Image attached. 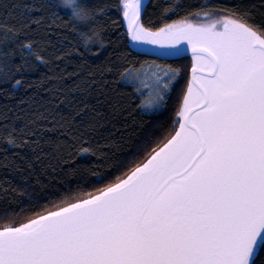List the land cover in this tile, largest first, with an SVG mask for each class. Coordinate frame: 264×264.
Wrapping results in <instances>:
<instances>
[{
    "label": "snow or ice",
    "instance_id": "obj_1",
    "mask_svg": "<svg viewBox=\"0 0 264 264\" xmlns=\"http://www.w3.org/2000/svg\"><path fill=\"white\" fill-rule=\"evenodd\" d=\"M4 7L0 82L10 95L25 83V71L49 63L38 41L28 38L30 26L46 15L45 5L35 2ZM17 9L24 22L8 24ZM118 11L122 20L112 23L120 38L126 33L129 48L168 60L191 57L183 68L153 58L135 67L125 59L127 66L118 69L117 79L139 94L140 110H158L171 99V123L159 126L151 147L127 166L110 163L111 153L99 147L73 149V125L86 104L59 118L40 113L18 128L0 127L5 153L9 145L34 153L41 144L53 146L47 133L62 129L70 157L75 151L99 158L96 178L123 167L87 193L65 194L43 207L5 206L0 264H264V11L259 23L248 8L217 0H201L199 8L180 0H153L152 8L148 0H119ZM42 118L49 123H40Z\"/></svg>",
    "mask_w": 264,
    "mask_h": 264
},
{
    "label": "trees",
    "instance_id": "obj_2",
    "mask_svg": "<svg viewBox=\"0 0 264 264\" xmlns=\"http://www.w3.org/2000/svg\"><path fill=\"white\" fill-rule=\"evenodd\" d=\"M34 2L45 5L43 11L46 19L40 25L30 26L28 38L38 41L37 46L49 63H38L37 70L25 71V83L19 88L11 89L10 95L3 91L5 85L0 82V127L11 123L18 128L32 119L34 114L40 113L59 118L64 113L73 111L78 104H86L89 107L76 117L78 123L73 125L77 134V139L72 142L73 149L78 145L99 147L101 152L111 153L110 163L120 162L127 166V161L133 156L142 155L143 151L151 147V142L161 130L159 126L167 127L171 123V114L175 107L169 99L167 105L154 112L140 110L136 107L139 94H134L130 83L117 79L118 69L133 62L135 67L140 60L156 57L129 48L124 42L127 39L126 33L123 39L117 35L120 28L113 25L112 21L122 20L118 11L119 0H84V3L92 8L107 9L97 12L93 21L103 27V45L81 46L78 30L85 26L76 25L69 18L68 10L58 7L57 0H0V22H5V5L22 6ZM156 2L171 4L176 0ZM180 2L183 5H191L192 8L201 6V0ZM217 2L226 6L239 5L248 8L256 23L260 22L261 12L264 11V0ZM148 4L149 8H152L153 0H148ZM32 14L41 13L33 9ZM167 18L172 19L174 16L169 15ZM6 22L11 25L24 21L21 20L17 9V15L9 16ZM61 52L65 53V56L57 59V54ZM125 52L130 53V56L122 58ZM125 59L127 64L124 63ZM161 60L179 64L183 68L191 59L187 56L181 60ZM108 67L110 71L106 70ZM72 73L75 75H71ZM182 79H187L186 74ZM61 95L65 97L64 101L59 100ZM133 100L135 104L130 106ZM92 121L97 127L89 130L85 126ZM40 123L49 121L42 118ZM47 135L52 137L53 146L41 144L36 153L30 147L20 149L11 145L7 146L5 153V143L0 141V213L4 211L5 206L8 211L28 203L43 207L45 203H55L65 194L87 193L89 188H97L105 180L113 179L118 172L123 171V167L108 168L104 170L107 172L104 179H98L93 173L97 172V165L101 161L94 153L77 154L73 151L70 157L67 144L62 143V129ZM108 142H115V147H111ZM137 148L141 151L137 152ZM34 155L38 158L33 159Z\"/></svg>",
    "mask_w": 264,
    "mask_h": 264
},
{
    "label": "clouds",
    "instance_id": "obj_3",
    "mask_svg": "<svg viewBox=\"0 0 264 264\" xmlns=\"http://www.w3.org/2000/svg\"><path fill=\"white\" fill-rule=\"evenodd\" d=\"M58 7L68 10L69 18L76 25L85 27L78 30V38L81 46L89 47L91 44L103 45L102 25L93 22L97 11L90 7L84 0H57Z\"/></svg>",
    "mask_w": 264,
    "mask_h": 264
},
{
    "label": "water",
    "instance_id": "obj_4",
    "mask_svg": "<svg viewBox=\"0 0 264 264\" xmlns=\"http://www.w3.org/2000/svg\"><path fill=\"white\" fill-rule=\"evenodd\" d=\"M136 51L141 52V53H144L143 50H136ZM187 56H190V55H187ZM187 56H185V57H187ZM154 57L159 58V59H165L163 56H154Z\"/></svg>",
    "mask_w": 264,
    "mask_h": 264
},
{
    "label": "rangeland",
    "instance_id": "obj_5",
    "mask_svg": "<svg viewBox=\"0 0 264 264\" xmlns=\"http://www.w3.org/2000/svg\"><path fill=\"white\" fill-rule=\"evenodd\" d=\"M182 43H186V42H182ZM190 59H191V57H190ZM191 61V60H190ZM156 111V110H155ZM145 112H148V113H151V112H154V111H145Z\"/></svg>",
    "mask_w": 264,
    "mask_h": 264
},
{
    "label": "flooded vegetation",
    "instance_id": "obj_6",
    "mask_svg": "<svg viewBox=\"0 0 264 264\" xmlns=\"http://www.w3.org/2000/svg\"><path fill=\"white\" fill-rule=\"evenodd\" d=\"M188 57H190V56H188Z\"/></svg>",
    "mask_w": 264,
    "mask_h": 264
}]
</instances>
